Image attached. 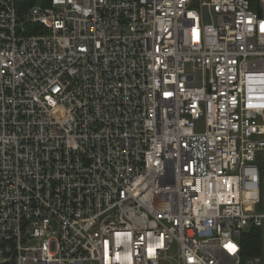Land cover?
Here are the masks:
<instances>
[{"label":"built area","instance_id":"2783aa9c","mask_svg":"<svg viewBox=\"0 0 264 264\" xmlns=\"http://www.w3.org/2000/svg\"><path fill=\"white\" fill-rule=\"evenodd\" d=\"M263 154L264 0H0V264H264Z\"/></svg>","mask_w":264,"mask_h":264},{"label":"trees","instance_id":"16d2710c","mask_svg":"<svg viewBox=\"0 0 264 264\" xmlns=\"http://www.w3.org/2000/svg\"><path fill=\"white\" fill-rule=\"evenodd\" d=\"M261 169L264 168V157H260ZM241 244L243 246L244 256L251 257L261 255L263 249V238L260 230L252 228L243 235Z\"/></svg>","mask_w":264,"mask_h":264},{"label":"rangeland","instance_id":"374dc122","mask_svg":"<svg viewBox=\"0 0 264 264\" xmlns=\"http://www.w3.org/2000/svg\"><path fill=\"white\" fill-rule=\"evenodd\" d=\"M208 22V20H206ZM203 120L198 123V129H203ZM264 157V156H263ZM244 209L247 214L255 213L264 207V168L262 169V183L259 194H245L243 198Z\"/></svg>","mask_w":264,"mask_h":264},{"label":"crops","instance_id":"0c3cea01","mask_svg":"<svg viewBox=\"0 0 264 264\" xmlns=\"http://www.w3.org/2000/svg\"><path fill=\"white\" fill-rule=\"evenodd\" d=\"M264 156V154L261 156V158Z\"/></svg>","mask_w":264,"mask_h":264}]
</instances>
